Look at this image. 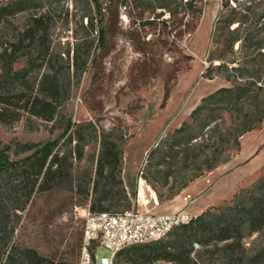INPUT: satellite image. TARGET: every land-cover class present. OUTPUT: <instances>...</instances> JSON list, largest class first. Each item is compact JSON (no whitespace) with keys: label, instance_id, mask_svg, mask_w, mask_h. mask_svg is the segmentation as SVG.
<instances>
[{"label":"rangeland","instance_id":"1","mask_svg":"<svg viewBox=\"0 0 264 264\" xmlns=\"http://www.w3.org/2000/svg\"><path fill=\"white\" fill-rule=\"evenodd\" d=\"M14 1L17 0H0V6ZM186 1L179 2L177 16L157 10L156 16L161 18L155 20L154 25L146 26L142 23L153 20L154 15L146 12L141 19L140 10L135 8L136 4L141 5L138 0L127 7L119 5L110 51L102 54L95 42L87 66L77 75L74 69L75 48L89 45V41L97 36L84 19L89 13L88 4L85 0H45L38 13L48 12L54 20L51 38L55 66L61 72L65 87L71 84L70 98L53 122L23 114L21 120L13 125L0 123V147L11 146V159L20 160L26 154H16L15 144H41L56 140L71 120L74 124L71 132L77 131L78 134L76 141L66 148L75 149L86 143L85 155L81 162L74 161L73 189L63 186L37 193L28 209L20 213L14 237L16 245L33 248L57 262L78 264L85 225L82 211L90 206L92 196L79 195L77 187L80 185L82 190H92L85 175H95L104 134L115 141L123 153L122 178L132 203L128 211L143 210L138 204L141 179L145 182L144 190L148 197L155 196L159 203L154 212H186L197 217L192 207L198 196L207 194L212 197L205 210L221 207L232 200L234 194H230L233 190L237 192L249 187L264 172V165L246 164L252 150L264 141L263 124L259 130L241 138L240 149L224 154L217 169L195 179L183 189L186 179L200 172L205 157L217 149L221 139L210 130L204 143L208 148L203 152L196 151L199 157L192 158L185 166V147L171 150L173 135L189 120L204 97L221 88L232 87L223 76H216L213 80L204 76L210 65L220 63L217 59L209 62L210 55L237 61L233 66L239 64L243 68L260 70L264 82V0H198L196 6L201 14L196 17L185 14ZM36 11L20 12L1 24L0 43L6 46L18 42L28 27L30 16ZM234 40L236 43L231 52L229 47ZM24 65L23 60L16 69ZM167 91L170 97L162 107ZM256 107L264 109V92L255 105L251 104L245 110L255 111ZM242 119V112L224 114L219 122L220 130L229 131ZM64 142L65 139L62 144ZM157 147L164 151L162 154L183 152L176 158H164L158 154L149 164L150 153ZM262 157L264 160V151ZM161 161L163 164L159 167L157 163ZM156 169L173 174L167 186L164 180L156 178ZM258 170L261 173H257ZM193 185L197 197L187 194V189ZM135 192L136 197H133ZM178 196L180 201L175 200ZM113 211L127 210L120 207ZM172 239L170 235L164 242ZM263 242L259 234L244 240L251 253L258 250ZM221 246L215 254L196 253L194 261L197 264H228ZM110 255L104 248L97 252L98 258Z\"/></svg>","mask_w":264,"mask_h":264},{"label":"trees","instance_id":"2","mask_svg":"<svg viewBox=\"0 0 264 264\" xmlns=\"http://www.w3.org/2000/svg\"><path fill=\"white\" fill-rule=\"evenodd\" d=\"M89 13L84 16L89 29L97 36L74 50V69L79 75L87 66L93 54V45L97 42V50L102 54L110 51L115 38L114 28L119 18L118 7H127L136 0H85ZM198 0H187L184 4L185 14L196 17L201 14L196 6ZM45 0H17L0 6V25L10 17L23 11L36 9L29 18V24L18 42L4 45L0 43V123L13 125L26 114L31 118H39L53 122L61 113V108L69 100L71 84L64 85L61 72L57 70L56 56L53 53L51 30L54 20L51 15L38 13ZM141 19L146 12H152L153 20L142 25H154L157 10H164L172 17L178 15L179 2L184 0H138ZM182 4V3H181ZM190 33V32H189ZM236 40L230 44L231 52ZM219 60L218 65H210L204 76L213 80L223 76L232 87L221 88L204 97L201 104L193 110L189 120L175 131L173 148L185 147L183 152L185 166L192 158H198L196 151L203 152L210 130L220 136L217 149L206 156L199 173L186 179L183 189L195 179L208 172H213L222 163V156L229 151L241 147V138L247 133L259 130L264 124V109L256 107L255 111H246L247 106L255 105L264 92V82L260 70L243 68L237 61H227L214 54L209 62ZM24 67L16 69L21 61ZM170 97L165 94L162 107ZM242 112L243 119L229 131H221L219 122L224 114ZM74 124L68 121L65 132L60 138L45 143L15 144L16 154H26L20 160L10 157L11 146L0 147V264H71L57 262L55 259L41 255L37 250L14 242L20 213H24L35 194L46 193L55 189L74 188V161L81 162L85 155L86 143L67 149L76 141L77 131L71 132ZM65 142L62 144V141ZM79 140H81L79 138ZM201 141H204L203 143ZM102 151L97 161L95 175H85L92 190H82L78 185V194L87 198L92 196L90 209L94 213H119L113 209L132 208L122 178L123 153L115 141L105 134L101 140ZM161 148L154 149L149 156V164L156 155L178 157L182 152L173 155ZM163 161L157 163L162 167ZM157 166V167H158ZM150 167H155L150 165ZM158 167V168H159ZM186 168V167H185ZM261 173V172H260ZM157 179L164 180L165 186L173 177L170 171L156 169ZM174 196V195H172ZM136 197V192L133 194ZM125 211V212H127ZM259 234L264 241V172L252 185L241 188L234 193L232 200L221 207H210L198 215L188 225L177 228L171 235V241L130 246L118 253L117 264H197L193 256L196 253H216L221 251L227 257L228 264H264V242L261 247L251 253L244 244L248 236ZM200 246L201 251L194 245ZM214 247V250H210Z\"/></svg>","mask_w":264,"mask_h":264},{"label":"built area","instance_id":"3","mask_svg":"<svg viewBox=\"0 0 264 264\" xmlns=\"http://www.w3.org/2000/svg\"><path fill=\"white\" fill-rule=\"evenodd\" d=\"M141 179L138 204L143 210L119 213H94L90 206L82 211L85 225L78 264H116L117 255L130 246L165 241L179 227L188 225L196 217L190 213H156L149 208L157 205L155 196L148 197ZM195 249L200 248L194 245ZM104 248L111 255L98 258L97 252Z\"/></svg>","mask_w":264,"mask_h":264},{"label":"crops","instance_id":"4","mask_svg":"<svg viewBox=\"0 0 264 264\" xmlns=\"http://www.w3.org/2000/svg\"><path fill=\"white\" fill-rule=\"evenodd\" d=\"M263 151H264V141L263 142H261L258 146H256L253 150H252V152H251V154H250V156L247 158V160H246V164L247 165H249V164H253L254 166H258V165H260V166H258V167H262L261 165H264V164H262V162L264 163V160H262V156H263ZM240 154V153H239ZM238 154V155H239ZM237 155V156H238ZM262 160V161H261ZM260 162V163H259ZM261 172V170H258L257 171V173H260ZM201 182L199 181V184H200ZM194 188H195V186L193 185V186H191V187H189L188 189H187V194H189L190 196L191 195H195L196 196V193L197 192H195L194 191ZM200 188V187H199ZM200 189H202V188H200ZM199 189V190H200ZM202 191V190H201ZM186 192V191H185ZM235 193V191L233 190L232 192H231V194L230 195H233ZM181 196V195H180ZM180 196H178L175 200H179L180 201ZM197 197V196H196ZM211 201H212V197H209V195H207V194H201L200 196H198L196 199H195V205L192 207V210L193 211H195V213H196V216H198L197 214H202V212L205 210V208L211 203ZM158 205H159V203H158ZM158 205H156L155 203H154V201L151 203V205H150V208L152 209V210H155L156 209V206H158ZM201 209V210H200ZM200 210V211H199ZM175 213V212H174ZM166 214H168V213H166Z\"/></svg>","mask_w":264,"mask_h":264}]
</instances>
